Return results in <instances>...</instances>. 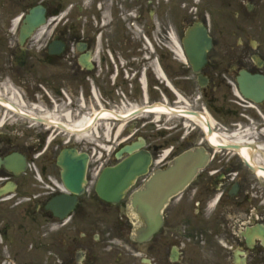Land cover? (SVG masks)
I'll use <instances>...</instances> for the list:
<instances>
[{
  "label": "flooded vegetation",
  "instance_id": "obj_1",
  "mask_svg": "<svg viewBox=\"0 0 264 264\" xmlns=\"http://www.w3.org/2000/svg\"><path fill=\"white\" fill-rule=\"evenodd\" d=\"M168 1L190 7L172 15L171 28L180 37L195 21L206 24L204 10L188 13L192 0ZM228 4L242 40L209 51L196 71L175 55L158 56L153 0H0V79H21L36 92L41 86L62 89L74 103L92 100L93 87L98 106L117 113L161 103L162 94L178 89L192 111L212 112L216 130L245 132L250 161L264 169V97H238L233 87L243 69L264 74V29L241 25L264 23V0ZM33 7L44 24L21 42V22ZM216 33L210 29L213 48ZM151 121L130 122L117 134L116 148L143 136L154 157L171 146L170 160L204 144L212 158L172 198L160 229L137 237L127 201L105 202L92 190L66 196L51 189L52 177L62 173L54 157L61 146H45L52 130L27 140L24 133L13 137L0 120V158L20 152L27 163L18 175L0 163V264H264V188L239 155L243 144L231 140L227 144L236 147L217 148L195 126L186 131L179 123L160 131L164 125L155 129ZM30 160L43 174L40 182Z\"/></svg>",
  "mask_w": 264,
  "mask_h": 264
},
{
  "label": "water",
  "instance_id": "obj_2",
  "mask_svg": "<svg viewBox=\"0 0 264 264\" xmlns=\"http://www.w3.org/2000/svg\"><path fill=\"white\" fill-rule=\"evenodd\" d=\"M199 27L201 26H195L185 37V47L192 62L195 59L191 56V52L200 51L199 46L202 47L203 52L210 47L211 41L206 29L202 32V36ZM261 83L264 84L262 75L245 74V82L241 83L240 88L255 96L256 86ZM137 146L136 143L125 146L123 151L130 155L115 166L104 168L96 186L97 192L103 198L116 202L138 174L147 172L151 158L147 154L135 153ZM121 154L122 152H119L117 156ZM87 158L86 153L79 155L76 150L61 152L58 161L64 168V183L70 191L80 193L83 190ZM206 160L207 155L202 151H189L174 159L166 169H160L152 174L147 183L133 195L132 201L136 211L141 213L154 229L157 228L162 222L160 209L169 201L171 195L180 192L194 178L193 176Z\"/></svg>",
  "mask_w": 264,
  "mask_h": 264
},
{
  "label": "bare ground",
  "instance_id": "obj_3",
  "mask_svg": "<svg viewBox=\"0 0 264 264\" xmlns=\"http://www.w3.org/2000/svg\"><path fill=\"white\" fill-rule=\"evenodd\" d=\"M170 39L173 43V48L175 49L177 55H181L182 54V50L180 49V45L178 43V40L175 38L174 34L170 36ZM3 90L0 89V94L5 96V99L0 96V103H2L5 107H0L1 110H3L4 114H5V118H9L10 114L12 113H18L20 114L22 117H29V119L31 121H36L34 119L38 118V116H42L43 118L46 119H50L52 121V124L58 126L59 123H63L65 124L68 128L70 129V132H68V134H73L75 135V137L80 138L81 136H88V137H92V135L94 134L95 137H98L100 135V128L99 125H102V123H106L105 126V131H106V135L108 136L111 133V127H110V120L115 117L113 116V113L106 111L103 115L102 118L100 119L101 122H95L96 118L95 115L97 114V110L94 107L92 112H91V116H83L81 117V120H76L72 117V113L71 110L65 113L61 114H57V112H50V111H46L45 109H43L41 106H39L38 104L33 106L34 108H39L40 110H36L32 107H29V109L24 108V104L23 103V99H19L20 94L16 89H12L10 88L6 83H4V85H2ZM179 103L182 104H186V102H184V99L180 96L179 97ZM186 106V105H185ZM185 106H180L181 108H176V109H181L178 111H185L182 109H185ZM15 110V112H13ZM66 110V109H64ZM151 112H153L154 114H157V116H160L161 114L167 115L168 119L171 120L172 118H176L174 115H171L170 112L173 111H169V107L167 105H165V107L163 106L162 108H155V110H150ZM128 112V111H127ZM185 113V112H182ZM27 115V116H26ZM190 115V114H188ZM186 116V121H185V126L189 127L192 124H190V121H196V123L202 125L205 127V129L208 128L207 123H204V121H202L200 119V121H197L196 119H194L191 116ZM0 116H2V114L0 113ZM125 118H129V116L125 117ZM193 118V119H191ZM212 119V118H211ZM38 121V120H37ZM210 123L215 126V128L217 127L214 123L213 120H210ZM35 124V123H34ZM51 124V123H50ZM124 125V122H123ZM214 130V129H213ZM77 131H79L78 133H76ZM81 132H88V133H81ZM214 134H212L209 137V142H211L212 144H215V146L218 147L217 144L222 143H227L231 140H235L237 142L243 143L245 141H247L248 139V135L243 132L242 130L237 131L234 134L229 135L226 131H222L221 128L219 130H215L213 131ZM93 136V137H94ZM94 137V138H95ZM96 139V138H95ZM244 144V143H243ZM243 153L245 155H247L248 159H249V153H248V149L245 145H243ZM260 152L262 151V149L259 150ZM250 161V160H249Z\"/></svg>",
  "mask_w": 264,
  "mask_h": 264
},
{
  "label": "rangeland",
  "instance_id": "obj_4",
  "mask_svg": "<svg viewBox=\"0 0 264 264\" xmlns=\"http://www.w3.org/2000/svg\"><path fill=\"white\" fill-rule=\"evenodd\" d=\"M209 5H211V7L214 9L215 7H217V1L215 0H211L208 2ZM163 7H161V9L159 10V13L160 14H164L167 10V7H170L169 5H166V4H163L162 5ZM230 6H225V14L224 15H229L230 13ZM154 9H156L154 7ZM209 13L211 14L212 16V26H213V29L214 31H218L219 33H216V37H217V41L216 42V49L218 52H221L223 50H226L227 49V45H231V44H235L238 40V37L239 39L242 40V36H240V32L239 30L237 29V25L234 24L233 22V19H228L226 22L223 21L221 18L219 17H222L221 14H217V11L215 10H210ZM230 16V15H229ZM161 20V19H160ZM243 25V27L248 31V29L250 30V27L253 26L258 28V26L260 27H263L264 29V23L263 22H258V23H255V24H250L247 22V24H241ZM250 26V27H249ZM256 30V29H255ZM164 32V30H162ZM235 32V34H234ZM161 31L160 30H157L156 29V40L162 44L163 43V37L159 36L158 37V34L161 35ZM170 33H173V30L170 29ZM245 42V45L248 46V43H249V40H244ZM162 51L166 52V50L163 48ZM21 91H24L22 88H21ZM25 97V95H24ZM26 99V98H25ZM27 102L29 103V101L27 100ZM91 104L90 102L87 103V106L86 108L82 109V113L83 112H88L90 111V107H88V105ZM50 108V106H49ZM59 112H61V110H59ZM16 117H19L18 115H16L14 118H11V124H9V128H8V131L13 137H17L21 134H25V138H27V140L29 139L27 137V135H37L38 133L42 132V130H40L39 128L38 129H35V128H31V129H27V124H23V123H20L22 120H20L19 118L16 119ZM13 119V120H12ZM14 123V124H12ZM20 128V129H19ZM27 130V131H26ZM21 141V140H20ZM172 204V202H171Z\"/></svg>",
  "mask_w": 264,
  "mask_h": 264
}]
</instances>
